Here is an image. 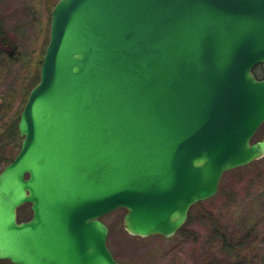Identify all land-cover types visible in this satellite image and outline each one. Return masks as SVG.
Returning a JSON list of instances; mask_svg holds the SVG:
<instances>
[{"label":"water","instance_id":"1","mask_svg":"<svg viewBox=\"0 0 264 264\" xmlns=\"http://www.w3.org/2000/svg\"><path fill=\"white\" fill-rule=\"evenodd\" d=\"M263 123L264 0H56L0 170V260L123 264L101 216L172 237L264 156Z\"/></svg>","mask_w":264,"mask_h":264},{"label":"rangeland","instance_id":"2","mask_svg":"<svg viewBox=\"0 0 264 264\" xmlns=\"http://www.w3.org/2000/svg\"><path fill=\"white\" fill-rule=\"evenodd\" d=\"M40 2L0 0V16L6 31L16 38L23 56H30L33 60L43 55L48 40L49 25L46 27L44 22V10H41L39 21L32 23L28 9L33 7L37 14L40 13ZM263 133L264 123L253 140L259 139ZM204 209L212 213L227 239L241 242L240 245L227 251L222 241L212 235L213 224L200 216ZM124 213L123 208H117L100 218L108 227L107 247L120 263L264 264V156L240 170L225 172L215 195L200 206H192L188 214L190 222L187 219L183 230L170 238L128 235L122 226ZM17 214L19 220L28 219L31 215L29 204L21 206ZM0 264L11 263L0 260Z\"/></svg>","mask_w":264,"mask_h":264},{"label":"trees","instance_id":"3","mask_svg":"<svg viewBox=\"0 0 264 264\" xmlns=\"http://www.w3.org/2000/svg\"><path fill=\"white\" fill-rule=\"evenodd\" d=\"M55 1L41 0L40 13L38 14L35 8L29 7L28 9L32 14V23L42 16L41 10H44V22L47 27L49 25V11ZM43 51L44 49L42 50V54ZM41 58L42 56L39 58L38 55L33 60L30 56L28 58L23 56L16 38L6 31L3 18L0 16V170L18 151L21 138L18 136L16 124L30 88L38 82L37 68ZM242 167H239V170ZM203 202H197L194 205L200 206ZM200 216L204 221L213 224L212 235L222 241L227 251L240 245L241 242H231L227 239L217 226L215 218L209 210L204 209ZM190 220L189 216L188 221L190 222ZM182 227L178 231H182ZM233 264L237 263L233 262Z\"/></svg>","mask_w":264,"mask_h":264}]
</instances>
